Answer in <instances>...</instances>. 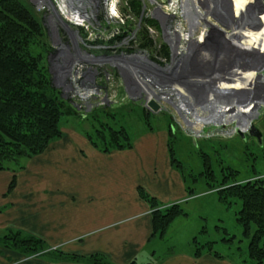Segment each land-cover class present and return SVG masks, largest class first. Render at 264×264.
<instances>
[{
	"label": "rangeland",
	"instance_id": "1",
	"mask_svg": "<svg viewBox=\"0 0 264 264\" xmlns=\"http://www.w3.org/2000/svg\"><path fill=\"white\" fill-rule=\"evenodd\" d=\"M23 1L30 6V8L32 9L31 14L39 21L38 23L43 29L42 37L38 38V40L36 39L35 43L34 40H32V43L29 46V51L41 52L43 54L44 66L47 68V71H49V66L47 62L48 55L46 54V52L47 50H49L51 40L46 35L45 29L41 22L43 14L45 13L47 1ZM139 1L141 6L140 8H138L140 9L139 13H137V10L134 11L132 8H130V6L118 10L117 22L113 23H118L121 26L118 25L116 27V24H110V26L107 28L109 33L108 35H106L107 39H104L100 36H97L96 39L94 31L91 33V38H95V40L99 39V41L112 40V44H114L115 42H117L115 44H118V41H116V39L113 37L114 35H116V33L121 32L120 35L126 43L142 50L145 49V51L149 53L151 51L152 54H149L150 57L156 56L162 58V60H164V62L168 64L170 61H172L173 50L171 48V43L166 39L167 37H164L161 25L159 23V18H157L156 15H153L154 5L151 3V0ZM243 1L244 5L242 6H244L245 8H248L249 6H251V4H258L259 2L258 9L256 10L257 20L259 21H250L253 12H249L247 10L243 14L245 15L243 17L244 21L242 19L239 20V25L241 26L236 27L238 25L237 24L236 26L233 25L232 28L231 25H226L228 28L234 29L233 32H235L236 34L238 32L244 33L239 34V40L233 39L232 43L235 45H238L239 42H242L244 40L248 42L249 40L252 41V37L250 36V34L254 35L256 32H262L264 30V17L262 16L264 14V0ZM54 2V4H57L59 8L60 15L61 13L65 15L68 14L69 18H73V16L69 14L70 11L66 9L65 0H54ZM143 4L144 7H142ZM164 6H167V4ZM199 10L201 11V8ZM170 11L171 10H169V12ZM172 13H174V11ZM247 14H249V17H246ZM262 17L263 20H261ZM82 19L85 21V23H83L82 25H86V28H83V30H86L88 27V22L83 17ZM144 19L145 21L143 22L142 20ZM149 20L151 21L148 22ZM180 20L183 21V19L181 18ZM139 21L141 22V24ZM129 23H131L132 25L129 26ZM138 24L141 26V28L138 27V37L143 31L145 32L143 33L145 35V48L141 47L140 44L142 42L140 39H135L131 41L127 39L130 34L129 31L131 29H134L135 25ZM168 26L171 30L178 29L177 27H180L184 31H186L187 29L183 22H181V24H178L177 22L176 24L175 21H172L169 23ZM129 27L131 29H129ZM67 28H69L68 25ZM190 28L191 27H188V30H190ZM69 29L74 30V28L71 27ZM199 29L200 31L202 30V28L200 27L198 28V30ZM221 29L224 30L223 26H221ZM200 31L196 33L197 39L203 40L201 36L202 34H199ZM228 31L230 32L231 30ZM123 33L126 34L123 35ZM186 33L188 34L189 32L187 31ZM259 37L260 39L257 40L258 44L264 45V35H260ZM189 40H191V38H189ZM189 40L187 39L186 44L184 45L182 44L183 40H180L179 46L182 47L183 45V47H187V43L191 42ZM212 43L218 47V41H212ZM255 43L256 42L250 43L248 45H252ZM255 46L258 45L256 44ZM162 47H165V49L168 51L169 57L160 56L158 54V52L161 51L160 49ZM199 53L200 56L196 55L197 61L202 58L206 61H209L207 60V58L210 57L209 53H207L206 55L203 49H200ZM261 53L262 52H259V54ZM221 55L223 56L222 53ZM219 57L221 58V56ZM263 57L264 53L262 54V56H260L259 59H261L262 61ZM173 58H175L174 55ZM61 62L62 61L55 62L54 67L56 68V65H58L56 70V76L54 75V82L56 84L54 83V85H52L58 89V91L61 93V97L63 98V100H65L69 108L73 110V113H71L70 115H63L59 121V127L61 129L62 134H69V132L71 131H74L76 133L79 132V134H83V136L87 138V140L91 143L92 146H94V142L97 146L101 148H104L102 147L104 144L109 143V139H107V136L110 137V134L113 133L119 134V137L122 139L123 143L131 142V144L134 143V141L142 134H161V136L164 137L167 148L166 163L169 169H171L172 171L174 170L173 172L176 174V176H180V180L183 186V198L162 206H159V204L152 206L150 204L151 216L154 211L177 203L181 205L182 213L177 215L170 222V224L162 235H158L157 232L153 231L152 224V232L150 239H157L155 244H158L160 249L165 248V253L167 254L172 251H175L176 253L190 252L196 253V255L200 253L213 255L218 254L219 256H222L224 260L233 261L237 264H240V259L244 257L246 258L248 246V238L243 234L242 226L236 220L237 213L241 209V202L235 198H230L228 200V203H226V201H222L220 199L221 196L216 192L215 189L212 191L209 190V187L206 183L207 180L209 181V183H211V181L210 179L205 178L204 175H201V173L204 169L203 162L209 161L214 176L217 179H221L223 175H227L230 172V169L236 171V181L242 182L248 179H261L264 182V107H261L259 109L258 115L253 117V119L249 118L246 120L247 124L248 122L250 123L251 120V125L262 132V139H255L253 137L250 138L246 135V132H244L243 128L239 129L242 130L243 134L245 135L242 136L236 133L234 130L237 125L236 120L233 121V124L230 123L231 125L228 124L224 127H219V125L214 126L211 124L204 126V128L202 130H199V133L196 134L194 128H188V126L185 124L184 119L182 118L183 116L180 115V113L171 104H169L165 100H162V98L165 97L160 96L161 100L159 102L161 105H159L161 109L159 112L154 114L152 111L149 110L148 107H146V102L151 97L147 98V100L145 99V108L143 106L141 107L140 105H138V101L136 100L139 97L140 92L135 94V96H130L129 93L125 91V88L122 85L121 77L117 75L114 72L113 68H111L110 66L104 67V74H101L100 76H93V82H91L89 88H87V90L85 91V94L81 95L77 93V91H81L79 86V82L81 79L79 67L76 68L75 77L68 73L64 75L63 79L61 78L59 82V77H61L59 69L62 65ZM77 65L79 66V64ZM233 68H235L236 71L238 70V67ZM251 72L253 71L247 73ZM218 73L219 71L213 73L216 84L221 79L220 74ZM239 73L244 75V73L246 72ZM239 73L237 75H239ZM48 74L51 79L52 75L49 72ZM196 75H200L199 72H197ZM247 78L250 81L255 79L253 73H251L250 77ZM233 79L234 77H230L231 81L229 83H232ZM237 79L238 77L236 78V82L238 81ZM126 81L128 84V80ZM229 83L223 84V87L230 86ZM240 84L236 83V85H234L235 87H233L235 89L237 88V90H240L238 88L245 87V85L243 86ZM76 86H78L77 89ZM174 87L177 88V90H179L180 92H182V94L188 95L182 87H179L177 85H174ZM154 91L156 93V90ZM188 98L190 99V97ZM131 99H133L135 103H131ZM220 100L224 101V98H221ZM254 100L257 101V99ZM241 104L242 103H240V105ZM236 105L238 106L239 104ZM195 108L198 107L195 106ZM234 109L236 111L237 117L239 115V112L240 114L242 112L243 114L251 116L254 111V108L252 107L251 109V106H247V108ZM190 114L193 115L192 112H190ZM228 114L229 113H227V116ZM197 115L199 119H203V116L208 114L207 112L203 113L200 109V112ZM233 117L237 119L235 115ZM186 118L189 119L191 117L187 115ZM113 130H115L116 132H114ZM53 142H51L41 154L34 156L31 159L22 160L19 164H14L13 162L7 163V170L0 172L6 171L7 173L15 177L12 179V181L14 180L13 187L11 189L9 188L12 182L11 181L8 186L7 192H11L14 189L16 183V176L18 174L25 173L27 171V168H29L28 166L32 162L35 163L36 160L43 158L44 160H41L42 162L40 160L38 162L45 164L47 158H44V155L48 152L47 150ZM229 177L230 176L228 175V178ZM4 209V206L0 207L1 212L4 211ZM9 230L10 229L8 228H0V258L3 255V260H5V264H20L33 259L53 261V255L38 256L36 254L33 255L29 252L23 253L21 252V250L16 249L11 244V239L8 238L12 236ZM16 230H19L25 235H32L41 239L46 246L44 250L45 252H55L57 254H71L79 256L102 254L106 258H108L106 255L110 254V250L106 252H93L88 255L79 254L77 252L74 253L70 250H75L78 248V246H75V243L69 244V247L66 246V248L64 247V243L57 245L47 243L42 238L33 235L26 230ZM210 241L212 242V244L211 250L209 251L208 246L205 243ZM3 260L1 259L2 262H0V264L3 263ZM144 262V254L143 252H141L139 256L135 258V260L131 261L130 264H141ZM147 264L150 263L147 262Z\"/></svg>",
	"mask_w": 264,
	"mask_h": 264
},
{
	"label": "crops",
	"instance_id": "2",
	"mask_svg": "<svg viewBox=\"0 0 264 264\" xmlns=\"http://www.w3.org/2000/svg\"><path fill=\"white\" fill-rule=\"evenodd\" d=\"M166 149L161 134H142L129 149L106 153L79 132L65 133L48 148L45 164L38 159L16 176L11 192L7 189L15 177L0 172V207L5 208L0 228L26 230L64 247L75 243L78 248L70 251L79 254L110 250L106 256L113 264H130L141 252V264H237L213 254H167L157 239H150L151 206L139 189L159 206L183 198L180 176L167 166ZM20 264L83 263L33 259Z\"/></svg>",
	"mask_w": 264,
	"mask_h": 264
},
{
	"label": "trees",
	"instance_id": "3",
	"mask_svg": "<svg viewBox=\"0 0 264 264\" xmlns=\"http://www.w3.org/2000/svg\"><path fill=\"white\" fill-rule=\"evenodd\" d=\"M128 3L130 8L139 13L138 8L141 7L139 0H129ZM31 13L32 9L23 0H0V171L7 170L8 162L19 164L22 160L41 154L51 142L60 139L63 134L59 121L63 115L73 113L61 97V93L52 85L43 63V54L29 51L32 40L35 43V40L43 35L39 21ZM143 33L145 32L143 31L139 37L137 33V39L141 40L140 45L145 48ZM160 50L158 53L162 56H169L165 47ZM110 137L107 136L109 143L104 144L102 146L104 148L94 142L93 145L106 153L112 149H129L132 146L131 142L123 143L119 134L113 133ZM203 163L204 169L201 175L210 179L211 183L208 180L206 183L209 190L215 189L221 196L220 199L226 203L230 198L241 202L236 220L242 226L243 234L248 238V246L246 258L240 259L239 263L264 264L263 180L248 179L239 182L235 180L236 171L230 169L227 175L217 179L209 161ZM13 185L14 180L9 188L11 189ZM139 194L152 206L157 205L155 199L147 196L141 189ZM180 213L182 210L179 203L154 211L153 231L162 235L170 222ZM9 232L12 234L8 237L11 239V244L23 253L29 252L38 256L53 255V261L113 264L102 254L79 256L45 252L46 246L41 239L25 235L19 230L10 229ZM205 244L210 251L212 242ZM214 256L222 257L218 254Z\"/></svg>",
	"mask_w": 264,
	"mask_h": 264
},
{
	"label": "water",
	"instance_id": "4",
	"mask_svg": "<svg viewBox=\"0 0 264 264\" xmlns=\"http://www.w3.org/2000/svg\"><path fill=\"white\" fill-rule=\"evenodd\" d=\"M234 25L236 26V24ZM221 26H223V24ZM223 27L227 26L224 25ZM213 36L217 37L219 42L218 47L221 49V52H223L222 54L226 55V58L228 57V64L226 68H223V66H218V64L215 63L210 69V67H208L209 61L203 62V64H201V61H197V56H200L199 50L209 49L208 46L210 42L213 41ZM233 39H238V36H234L231 33L225 35L220 28L209 25L208 30L206 31V34L203 38V42H198V44L194 40L190 42L187 45V54L185 55V52H183L182 54H178V56L170 62L168 68L163 69L161 67H158L153 61L149 60V63H147V68L141 72L143 75L145 74V78H150V80L152 81V86L159 85L161 90L173 92V90L175 89L174 85H177L179 87H182L186 94L192 97L193 101L191 104L187 100V95L183 94V96H178V104H174L177 107H179V103H182V105L187 107L190 111H193L194 107L197 106L202 110V112H207V114H209V112H213V110L217 107L228 106L230 113L233 114L234 112H232V110H234V107L237 106L236 104L240 105V103H242L240 105L241 108H247V106H251V109L252 107H254V111H256L261 106H264V89L261 88V90H259L258 87L255 88L258 82L264 84V59L261 61V59H257L256 55L250 57L243 52L240 53L236 51V47H234V44L232 43ZM198 47L200 49L197 50L196 48ZM208 52L213 55L211 50H209ZM75 62L76 61L73 54L70 53L69 57L65 60H62L61 62L62 65L59 68L60 74H68L73 69V65L75 64ZM243 62H245V65H242ZM131 64L133 63L129 61L128 63L118 67L119 75L126 92L129 89V85L127 84L126 80H128V82H132L134 80L133 74L135 72H133L132 68L130 67L132 66ZM57 66L58 65H56V68L54 67L56 70ZM217 67H222L219 71L222 72L220 74L221 78L223 73L226 72L230 75L231 73H234V71H236L233 67H238V70L235 73L238 74L239 72L247 73L253 71L254 74H256L260 79L257 78V84L255 85L254 83V85H252L251 87L247 86L248 88L246 87L240 90H217L216 81L213 75V71H215ZM133 68H135V66H133ZM194 69L201 71L202 74L194 76L188 75V70ZM222 79L227 82L231 81L227 76ZM221 98H224V101H221ZM145 99L147 100L146 97ZM160 99V97L155 95V97L147 100L146 107H148L152 112H158L160 110V105L158 104V101ZM254 99H257V101ZM216 115L217 116L213 118V121L221 124L222 115ZM221 126L224 127V124H222ZM234 130L239 135H244L243 131L240 130L238 126H236ZM244 132L247 133V136L262 139L260 132L251 124L248 128H246V130H244Z\"/></svg>",
	"mask_w": 264,
	"mask_h": 264
},
{
	"label": "flooded vegetation",
	"instance_id": "5",
	"mask_svg": "<svg viewBox=\"0 0 264 264\" xmlns=\"http://www.w3.org/2000/svg\"><path fill=\"white\" fill-rule=\"evenodd\" d=\"M46 1L45 2L47 4V7H45V13L43 14L41 22L45 29L46 35L51 40L49 50H47L46 54L48 55L47 57V62L49 66L48 72L52 75L51 82H53L52 83L53 85L55 83L54 75L56 76L57 73L56 69H54L55 62L67 59L70 53L74 54V59L76 61L75 64L80 65L79 71L81 74V79L79 83L83 82L82 86L84 83L87 86L90 85L88 83V80L92 79L93 76H100L101 74H104L105 72L104 67L110 66L111 68H113L114 72L117 75H119L118 67L128 63L129 61H131L134 64L145 65V69L147 68V63H149V60L153 61L158 67H161L163 69L168 68V66L170 65L171 61L168 64H166L164 60H162V58L156 56L150 57L149 55L150 53L145 51V49L142 50L136 48L135 46H131L130 44L126 43L122 37L116 39V41H118V44H115L117 42L112 44V40L99 41V39L95 40V38L94 39L91 38L92 36L91 33L95 31L94 26L97 24L102 26L107 16V11L104 7V0H65L66 9L68 11H69L68 9L69 7L76 9L79 12V14L88 22L87 24L88 27L86 30L79 29L76 31L69 29L70 27L67 28V25L59 17L58 8L56 4H54L55 3L54 0H46ZM131 25L132 24L129 23V26ZM138 27L141 28L139 24ZM129 29L131 28L129 27ZM135 39H137V36L135 37ZM198 41L203 42V40H199V39ZM141 50L145 52H142ZM158 54L162 56V54L160 53ZM126 56L132 57V59H129ZM126 58L128 59L127 61ZM75 64L73 65L72 71L69 72V74L72 75L73 77L76 76ZM148 82L145 83L143 87L145 88L146 86L151 90L154 89L152 84ZM143 87L140 88L139 91L140 94L136 101H138L137 102L138 105H140L141 107L143 106L145 108V89ZM162 93H164V95H168L167 100H165L166 102H168L171 105H174L175 103L178 104L177 99L172 98V96L167 94L166 92H162ZM131 100H132L131 103H135L133 99ZM162 100L164 99L162 98ZM159 101L158 104H160ZM174 107L177 108V106L175 105ZM154 113L155 112H153V114ZM247 125L249 126V122L248 124L245 123V128L247 127ZM259 132L260 134H262L261 131Z\"/></svg>",
	"mask_w": 264,
	"mask_h": 264
},
{
	"label": "built area",
	"instance_id": "6",
	"mask_svg": "<svg viewBox=\"0 0 264 264\" xmlns=\"http://www.w3.org/2000/svg\"><path fill=\"white\" fill-rule=\"evenodd\" d=\"M129 0H104V7L107 11V16L102 24L99 25H95V31H94V35L95 37L97 36H100L102 38H106L109 33H108V26H110V24H116V23H113V22H117V19H118V10L119 9H124L126 7L129 6V3H128ZM219 0H151V3L154 5L153 7V15H156L157 18H159V23L161 25V28H162V32L164 34V37L171 43V41L173 43H175V48H178V49H181L182 47L179 46L180 44V38L181 36L177 35L178 31L176 32L177 29H173L171 30L169 28V23L172 22V21H175L176 24L178 22V24H181V22H183L185 24V26L187 27L186 31L185 32H189L188 35L189 37L191 38V41H197V35L196 33L198 31H200V29L198 30V28H202V30L200 31L199 34H202V38H204L205 34H206V31L208 30V26L209 25H212V26H216L218 28L221 29V25H220V20L217 19V17L215 16V14L218 13L220 7H221V4L218 2ZM258 2V1H257ZM167 6H164L166 5ZM172 4H174L177 9L178 8H184V9H187L185 10V12H188L192 15V19H190V23L189 25L187 26L186 24V19L187 17H185V14L182 16L178 10H173L172 9ZM258 5H259V2L258 4H251V6H249L248 8H246V10H248L249 12H253V15H251V19L250 21H254V22H257V9H258ZM57 6V4H56ZM144 7V4L143 6ZM58 8V6H57ZM113 8V9H112ZM201 8V11L199 9ZM70 9V15L73 16V18H69L68 17V14L65 15V14H62L61 15L59 14V11H58V14H59V17L62 19V21L68 25L69 27L71 28H74V30H78L80 27L82 28H86V25H82L83 23H85V21L82 19V16L79 14V12L76 10V9H73V8H68ZM59 10V8H58ZM115 12H114V11ZM169 10H171L172 12L174 11L173 14H171V12H169ZM256 11V12H255ZM255 12V13H254ZM63 15V16H62ZM249 17V16H247ZM183 19V21L180 20ZM143 21V20H142ZM186 21V22H185ZM140 22V21H139ZM228 22H232L233 24H236V21L235 20H229ZM78 25V27H77ZM119 24L117 23L116 24V27L118 26ZM237 25V24H236ZM121 26V25H119ZM188 27H191L190 30H188ZM222 30V29H221ZM224 32L225 35L229 34L230 32L226 29L222 30ZM130 34L128 36V40H135V37L137 36V33H138V25H135V28L134 29H131L130 31ZM121 34L120 33H116V35H114V37H119V35ZM126 34V33H123V35ZM196 35V36H195ZM121 36V35H120ZM213 41H218L217 37L216 36H213L212 38ZM173 47L172 43H171V48ZM187 48V47H185ZM142 51V50H141ZM182 52L184 51L183 49L181 50ZM142 52H145V51H142ZM73 54V53H72ZM172 54H173V51H172ZM74 56V54H73ZM128 57V56H126ZM129 59H132V57H128ZM126 60H128L126 58ZM245 64V62H243ZM124 65V64H123ZM132 66H130L133 70V72H135L133 74V81L132 82H128V90L127 92L131 95V96H135V94H137L139 91H140V88L144 86L145 83H151L152 81L149 79V78H145V74L143 75L141 71H144L145 70V65H140V64H131ZM133 66H135V68H133ZM77 67H80V65H76V68ZM61 77H59V82H60V79L62 78L63 79V76L66 75V73H61L60 74ZM143 78V79H142ZM92 79H89L88 80V83L91 84ZM82 83H79V86H80V89L81 91H77V93L83 95L85 94V91L87 90V88H89V85L87 86L85 83L83 84L82 86ZM78 86H76V89H77ZM154 89H157L159 90L160 92H170V91H167V90H161L159 89V86L158 85H154L153 86ZM262 87H259V90H261ZM65 89V88H64ZM264 89V88H262Z\"/></svg>",
	"mask_w": 264,
	"mask_h": 264
},
{
	"label": "bare ground",
	"instance_id": "7",
	"mask_svg": "<svg viewBox=\"0 0 264 264\" xmlns=\"http://www.w3.org/2000/svg\"><path fill=\"white\" fill-rule=\"evenodd\" d=\"M218 2L221 4V7H220L218 13L215 14V16L217 17V19H219L221 21L220 24L221 25L223 24V26L224 25H231V27H232L234 24L232 22H228L229 20L232 19V20H235L236 21V24H238L236 27L241 26V25H239V20L242 19L244 21V18L243 17L245 15H243V14L247 11L246 8L244 6H242V5H244V1L243 0H219ZM43 4H45V3H43ZM172 5H173L172 6V9L178 10L179 13L182 16L185 14V17H187V18H185L186 21H187L186 23L189 25L190 19H192L190 17H192V15L190 13H188V12H185V10H187V9H184V8H178L177 9V7L174 4H172ZM170 12H171V14H173L172 11H170ZM248 15L249 14H247L246 17ZM188 16H189V19H188ZM262 16L264 17V14ZM263 17H262L261 20H263ZM245 20H246V18H245ZM177 28L179 29V30L177 29V31H178L177 35L182 36V38H180V40L181 41L183 40L182 41V44L184 45V44H186L187 39L189 40L190 37H189V35L183 29H181L180 27H177ZM223 28L226 29V30H231L230 33L233 34L234 36H236V35L237 36H240L239 34L243 33V32H238L236 34L235 32H233L234 29H230L228 27H223ZM263 31L262 32H256L254 35H251L250 34V36L252 37V41L249 40V42L250 43L256 42L255 44L248 45L250 43L248 41L244 40L242 42H239L238 45H235L234 44V47H236L235 50L238 51V52H240V53L243 52V53L247 54L250 57L256 55L257 58L259 59L260 56H262V54L264 53V50H263L264 49V45L258 44L257 40L260 39V37H259L260 35H264ZM242 36H246V35H242ZM238 40H239V38H238ZM189 41H191V40H189ZM197 41H198V39H197ZM197 41H196V43L198 44ZM259 42H261V41H259ZM171 43H172V45L174 44L173 47H172V50H173V55L175 56V58L178 56V54H182V51H181L182 49L185 52L184 54L185 55L187 54V49L185 48L186 46L183 47V45H182V48L181 49H178V48H175V43H173L172 41H171ZM188 44L189 43H187V45ZM256 44L259 47L258 46H255ZM208 47H209V49H206V50L203 49L205 51L206 55H207V53H209L208 51L211 50L212 53H213V55H215V56H213V55H211L209 53L210 54V57L207 58V60H209V65L208 64H206V65H208V67H210V69H211L213 67V64L217 63L218 66H223V68H226L227 67V64H228L227 63V58H226V55H224V54H223V56L221 55V53H223V52H221V49L219 47L215 46L212 42H210V44H209ZM245 48H247V49H245ZM196 49L198 50L200 48L198 47ZM258 49H260V50H258ZM259 52H262V53L259 54ZM219 56H221V58ZM175 58H173V59H175ZM263 59H264V57H263ZM199 61H201V64H203V62H206V60L203 59V58L200 59ZM221 68L222 67H217L215 69V71H213V73H216L217 71H220ZM207 69H209V68H207ZM197 72H199V74H202V72L199 71V70H188L187 73H188V75L194 76V75L197 74ZM235 72L236 71H234V73H231L230 75H229V73L227 74L226 72L223 73L222 74V78H224L225 76H227L229 78L230 77H234L233 82L232 83H229L227 81H224L220 77L221 79L216 84L217 85V90H225V89H227V90H237V88L236 89L234 88L235 87L234 85H236V83H239V84L241 83L240 85H243V86L245 85V87L238 88V89H244L247 86L251 87L252 85H254V83H255V85L257 84V81H258L257 78H258V76L256 74H254V72H251V73L254 74V78L256 80L254 79L252 81H250L247 78V77H250L251 73H244V75H242L241 73H239V75H237V73H235ZM221 73L222 72H219L218 74H221ZM237 77H238V79H237L238 81L236 82V78ZM258 79H260V78H258ZM228 83H229L230 86L223 87V84H228ZM256 87H264V85H262L261 82H258V84H257V86H255V88ZM144 89H145V97L146 98H150V97L152 98V97H155V95H160L161 94L160 91L157 90V89H155L156 90V93H155L154 90H151L150 88L145 87ZM175 93L178 94V95H176ZM168 94L171 95L172 98H175V99H177L178 96H183L182 92H180L179 90H177V88H175L173 90V92L172 91L171 92H168ZM161 96L162 97H165V98H163L164 100H167V98H168V95L161 94ZM187 96L190 97V99L187 98L188 102L192 104V97L189 96V95H187ZM172 106L174 107V105H172ZM174 108L180 113V115H183L182 118L184 119V122L188 126V128H194L195 129V133L197 134V133H199V130H202L204 128V126H207V125H210L211 124V125H214V126H218L219 125V127H222L221 126L222 124H224V126L225 125H228L230 123L233 124L234 123L233 121H235V120H236V124L238 125V127L240 129L241 128H245L246 120L249 119V118L253 119V117L257 116L258 113H259V109L261 107L256 110L257 113H256V111H253V114L251 116L250 115L243 114L242 112L240 114V112L238 110V112H239L238 117H237V114H236L235 109H234V111L232 110V112H234V113L231 115L228 106L227 107H225V106L224 107H217L216 109L213 110V112H209L208 115L203 116V119H199V117L197 115L200 112V109L199 108H195L194 107L193 111H190L187 107L185 108V106L182 105L181 103H179V107H177V108L174 107ZM234 108H241V107L240 106H235ZM227 111H229V112H227ZM190 112H192L193 115H191ZM227 113H230V115L228 114V116H227ZM216 114H218V115L221 114L222 115L221 124H218L217 122L213 121V118H215L217 116ZM187 115H189L191 117V118H189L190 120L186 118ZM234 115L237 117V119L235 117H233ZM200 116H202V115H200ZM250 124H251V122L249 123V126H250ZM248 127H246V128H248ZM246 128L244 130H246ZM221 130H222V128H221Z\"/></svg>",
	"mask_w": 264,
	"mask_h": 264
}]
</instances>
